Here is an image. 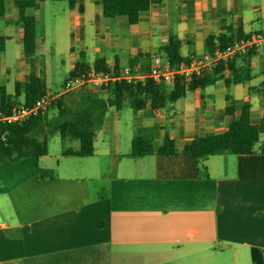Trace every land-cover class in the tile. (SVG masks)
<instances>
[{"label": "crops", "instance_id": "obj_1", "mask_svg": "<svg viewBox=\"0 0 264 264\" xmlns=\"http://www.w3.org/2000/svg\"><path fill=\"white\" fill-rule=\"evenodd\" d=\"M4 1L0 84L16 95L33 71L42 78L47 73L41 62L42 52L50 48L44 17L48 6H56L55 0H40L29 11L36 18L37 53L26 57L19 0ZM151 1L134 21L106 17L98 0H83L74 9L66 4L56 12L53 17L67 42L68 74L81 52L91 68L100 56L109 67L118 60L123 70L140 54L150 57L142 62L151 68L155 57L166 60L162 47L172 36L181 41L180 55L192 60L208 53L211 36L217 44L219 37L234 40L264 31V0ZM233 66L237 71L249 67L251 79L227 85L226 70L215 84L188 90L165 108L136 111L128 143H122L121 110L112 108L96 132L92 157L66 156L65 146L61 155L70 158L72 167L63 173L57 171L59 163L40 165L48 150L32 168L28 165L5 183L0 178V185L7 186L0 201H10L17 184L26 187L22 196L30 194L36 202L21 211L0 212V264H122L128 256L145 264H252L253 248L262 251L264 262V49L236 58ZM92 90L107 96L104 88ZM242 101L251 104L250 118L260 130L254 153L184 154L195 139L225 133L231 124L228 109L235 106L238 114ZM145 130L155 131L154 152L134 156L132 141ZM166 135L174 141L175 154L158 153ZM69 141L70 149L79 148L78 140L62 143ZM96 158L107 161L105 170L89 161ZM100 180L107 182L106 189L90 194L84 184ZM63 186L70 188L62 191Z\"/></svg>", "mask_w": 264, "mask_h": 264}, {"label": "trees", "instance_id": "obj_2", "mask_svg": "<svg viewBox=\"0 0 264 264\" xmlns=\"http://www.w3.org/2000/svg\"><path fill=\"white\" fill-rule=\"evenodd\" d=\"M40 0H19L16 2L18 9L19 23L23 26L24 55L33 56L37 53L36 40V18L29 13L34 9ZM66 2L70 9H74L83 0H55ZM103 8L106 17L128 16L134 21L138 14L147 11L151 0H98ZM4 0H0V18L5 14ZM83 10L82 6H79ZM211 36L207 39L208 52H214L215 48L224 46L232 39ZM181 41L176 36H172L169 43L162 47L163 57L171 64L177 65L182 62H189L190 59L180 55ZM4 51L3 43L0 42V54ZM248 53L243 56H249ZM148 55H137L129 59L127 67L130 74L144 76L142 79H132L128 81L121 78L122 71L118 60L113 67H109L104 57H96L93 67L89 66L86 54L80 53L75 68L71 71L66 80L67 83L85 81L74 91L71 98L69 91L55 93L58 95L50 105L39 114L31 116L21 124H8L0 121V156L10 162H17L23 158H41L48 154L47 135L58 134L64 142L67 139L78 140L79 148L73 150L64 149L66 156L92 157L95 153L94 139L96 132L100 130L106 121L107 112L114 108L120 111L123 107L129 106L135 111L144 108H165L185 96L188 90L204 88L215 84L217 80L224 78V72L229 71L226 84L245 83L251 79V69L249 67L237 71L233 62L227 67L219 66L212 73L194 78L190 82L177 79L172 86L156 83L149 78L150 67ZM139 66L138 71H134ZM103 72L109 74L113 80L109 81L105 87L106 97L98 96L86 82L89 73ZM117 78H121L117 80ZM64 85V86H65ZM64 88V87H63ZM45 80L33 71L26 80L17 88L16 95L7 92L4 85L0 84V117L9 115L16 104L33 105L38 99L47 93ZM71 91V90H70ZM23 95V102L18 100ZM235 107V106H234ZM233 106L228 109L231 117L229 129L219 135L208 134L195 139L184 149V154L195 155L198 158L209 157L219 151H232L236 155H248L255 152L256 144L260 139V130L250 118L251 104L246 101L240 102L238 114ZM57 109V113L50 116L48 109ZM52 124L51 129H48ZM47 130V131H46ZM48 132V133H47ZM153 135L150 130H145L142 135L133 139L131 148L132 154L137 157L153 154ZM159 154H175V144L169 135H166ZM205 173L204 176H206ZM251 263L264 264L262 251L253 248L251 250Z\"/></svg>", "mask_w": 264, "mask_h": 264}, {"label": "rangeland", "instance_id": "obj_3", "mask_svg": "<svg viewBox=\"0 0 264 264\" xmlns=\"http://www.w3.org/2000/svg\"><path fill=\"white\" fill-rule=\"evenodd\" d=\"M55 8L54 6L50 7L48 6L45 11V21H44V36H45V42L46 45H48L50 48L48 50H44L45 53L42 52L41 56V62L42 66L44 67L45 62L47 66V73L43 74V79L45 80L47 87L53 92L57 93L59 91L63 90V84L65 79L68 76V63L66 60V53H65V45L66 40L63 37L64 29L60 26L58 28V20L54 19V14L60 13L61 8L64 7L67 3L66 2H58L55 1ZM92 89H95V87L90 84ZM11 90V89H10ZM74 89L69 91L71 98L74 96ZM168 109V108H167ZM48 114L51 116L52 114L57 113V109H48ZM169 111V110H168ZM135 110L133 108H130L129 106H125L120 111V132L122 136V143H128L127 141V135L130 130L129 124L130 123V117L133 119L135 117ZM52 124H49L48 129H51ZM47 131V130H46ZM152 132V131H151ZM155 132V131H154ZM152 132V135L154 134ZM48 133V132H47ZM143 134V133H142ZM141 134V135H142ZM47 143H48V150L49 155L47 158L42 159L40 161V165L44 166L47 165L48 167H55L57 163L60 164V167L57 169L60 173H63L64 171L70 169L72 167V162L70 158H65L61 155V152L63 148L66 146V148H72L73 142L69 141L65 144L62 143L60 137L58 134L53 135H47ZM155 137V134L153 135V138ZM65 148V149H66ZM38 158L36 157H27L23 158L20 162L17 163H11L6 158L0 156V178L3 180L4 183L7 179L14 177L18 173H23L24 170H27L28 165L32 168V166L36 163ZM88 161V160H86ZM92 161V164L95 167H103L104 170L106 169L107 161L102 158H96L95 160H89ZM94 161V162H93ZM91 163V162H87ZM44 164V165H43ZM82 185V184H80ZM88 188V192L90 194H94L97 191H102L103 189H106L107 182L104 181V183L100 180L96 183H88L84 184ZM80 186V187H84ZM7 186L0 185V191L4 190ZM26 187L25 185H15L14 189L10 191V201H0V212L5 215L4 210L10 209L12 211H21L22 209H25L26 206L29 208L30 206L35 205L34 197L30 194L27 196H22V193L25 192L24 190ZM70 188V186H63L60 189L62 191H67ZM32 191V190H31ZM8 204V205H7ZM122 264H145L142 259H130V257H127V260H124V263Z\"/></svg>", "mask_w": 264, "mask_h": 264}, {"label": "built area", "instance_id": "obj_4", "mask_svg": "<svg viewBox=\"0 0 264 264\" xmlns=\"http://www.w3.org/2000/svg\"><path fill=\"white\" fill-rule=\"evenodd\" d=\"M264 49V31L251 33L243 37H237L232 42L217 46L212 53H206L199 58L192 59L189 62H182L177 65H171L167 60L163 61L160 57L154 58V63L150 68L149 78L159 84L173 85L177 79L190 82L196 77L212 73L219 66L227 67L229 63L236 58L246 55L248 53L257 52ZM139 66L134 69L138 71ZM121 78L131 81L132 79H142L144 76L130 74L128 68L122 71ZM121 78H117L120 80ZM113 80L109 74L103 72H95L92 70L89 73V78L86 82L92 84L95 88L101 89ZM85 81H77L76 83H67L62 92L70 91L74 87H78ZM58 95L49 91L38 99L33 105L16 104L13 106L9 115L0 117V121L8 124H21L31 116L39 114L45 110L50 103Z\"/></svg>", "mask_w": 264, "mask_h": 264}]
</instances>
